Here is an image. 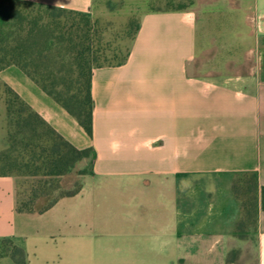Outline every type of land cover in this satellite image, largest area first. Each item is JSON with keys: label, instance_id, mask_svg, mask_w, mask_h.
Segmentation results:
<instances>
[{"label": "crops", "instance_id": "crops-1", "mask_svg": "<svg viewBox=\"0 0 264 264\" xmlns=\"http://www.w3.org/2000/svg\"><path fill=\"white\" fill-rule=\"evenodd\" d=\"M223 1L220 23L199 26L198 8L141 16L125 64L92 71L91 138L19 68L0 71L65 141L92 150L78 191L42 211L19 212L17 177L0 176V242L24 264H264V210L256 235L240 237L232 191L240 172L264 187V0ZM252 248V262L226 259Z\"/></svg>", "mask_w": 264, "mask_h": 264}, {"label": "trees", "instance_id": "trees-1", "mask_svg": "<svg viewBox=\"0 0 264 264\" xmlns=\"http://www.w3.org/2000/svg\"><path fill=\"white\" fill-rule=\"evenodd\" d=\"M138 30L139 24L133 33L134 38ZM100 45L96 23L87 13L22 0H0V71L9 66L19 68L75 118L89 138L93 131L92 71L125 64L131 50L130 47L120 61L109 64L108 59L99 53ZM0 86L9 97L6 101L7 131L4 149L0 152V176H16L13 171L25 177L61 176L79 161L92 159L90 148L79 150L73 147L8 86L2 83ZM15 105L17 108L13 109ZM78 189L79 183L67 195L75 194ZM260 191H264V187ZM53 201L39 210L25 208L18 201L17 210L26 213L42 211ZM259 208L264 210V200ZM12 247L22 256L16 264H24L21 250Z\"/></svg>", "mask_w": 264, "mask_h": 264}, {"label": "rangeland", "instance_id": "rangeland-1", "mask_svg": "<svg viewBox=\"0 0 264 264\" xmlns=\"http://www.w3.org/2000/svg\"><path fill=\"white\" fill-rule=\"evenodd\" d=\"M209 12L206 6L198 7L197 0H90L87 15L96 23L97 35L101 38V57L108 59L109 64H115L123 59L132 45L134 31L144 13L156 10H189L197 14L198 25L204 22H223L229 20L228 3L217 0L211 3ZM9 97L0 86V152L4 149V139L7 131L6 101ZM16 105L13 109H16ZM92 159H84L74 165V168L61 176H23L13 171L17 177L18 201L25 208L39 210L55 198L67 195L78 185L80 175L90 170ZM39 164V163H38ZM25 172V170H23ZM256 176L252 172L235 173L232 176V191L240 205V219L238 235L240 237H254L257 233V222L260 213V203L264 200V191H260ZM237 228V227H236ZM8 254L15 263L22 256L7 242H0V256ZM227 260H254V250L226 255Z\"/></svg>", "mask_w": 264, "mask_h": 264}]
</instances>
